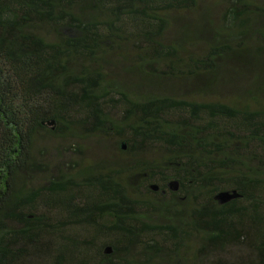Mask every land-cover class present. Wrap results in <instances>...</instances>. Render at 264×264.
Returning <instances> with one entry per match:
<instances>
[{
	"label": "trees",
	"instance_id": "trees-1",
	"mask_svg": "<svg viewBox=\"0 0 264 264\" xmlns=\"http://www.w3.org/2000/svg\"><path fill=\"white\" fill-rule=\"evenodd\" d=\"M0 264H264V0H0Z\"/></svg>",
	"mask_w": 264,
	"mask_h": 264
},
{
	"label": "rangeland",
	"instance_id": "rangeland-1",
	"mask_svg": "<svg viewBox=\"0 0 264 264\" xmlns=\"http://www.w3.org/2000/svg\"><path fill=\"white\" fill-rule=\"evenodd\" d=\"M187 32H189L188 31V29H187ZM40 138L41 137H39V139H38V141H37V146H41V145H45L46 147H49V150H50V154H54V157H53V161H50L49 163H54L55 162V153L56 152H54V150H52L51 149V147L52 146H57L59 143H63V142H65V141H63V140H61L60 138H52V137H49L48 139H44V138H41V140H42V142L40 141ZM92 138H87V139H85L83 142H84V144L85 145H88V144H90L91 142H92ZM65 144L66 143H63V145L65 146ZM92 146V145H91ZM93 152H95V151H93ZM48 157V156H47ZM48 161V160H47ZM41 179V178H40ZM36 180V182H37V184H41L43 181L42 180H40V181H38L39 179H35ZM44 183V182H43ZM42 183V184H43Z\"/></svg>",
	"mask_w": 264,
	"mask_h": 264
},
{
	"label": "water",
	"instance_id": "water-1",
	"mask_svg": "<svg viewBox=\"0 0 264 264\" xmlns=\"http://www.w3.org/2000/svg\"><path fill=\"white\" fill-rule=\"evenodd\" d=\"M110 250H111V249H110V247H109V246H107V247L104 249V252H105V253H109V252H110Z\"/></svg>",
	"mask_w": 264,
	"mask_h": 264
}]
</instances>
